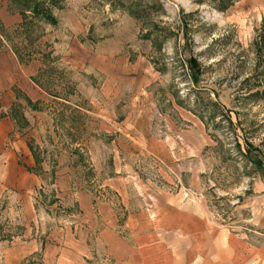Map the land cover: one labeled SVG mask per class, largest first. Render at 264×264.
I'll list each match as a JSON object with an SVG mask.
<instances>
[{
  "label": "rangeland",
  "instance_id": "obj_1",
  "mask_svg": "<svg viewBox=\"0 0 264 264\" xmlns=\"http://www.w3.org/2000/svg\"><path fill=\"white\" fill-rule=\"evenodd\" d=\"M26 5L0 0V56L20 84L8 114L31 158L17 151L29 189L0 187V264L28 245L18 264H115L99 231L124 236L156 192L264 243V0Z\"/></svg>",
  "mask_w": 264,
  "mask_h": 264
},
{
  "label": "crops",
  "instance_id": "obj_2",
  "mask_svg": "<svg viewBox=\"0 0 264 264\" xmlns=\"http://www.w3.org/2000/svg\"><path fill=\"white\" fill-rule=\"evenodd\" d=\"M9 62V57L0 56V187L29 189L23 182L27 174L18 164L17 151L20 150L27 157L26 164L30 163L31 158L28 148L17 139L20 135L18 128L8 114L15 100V81L9 72ZM17 86L20 88V84ZM10 135L13 137L9 142L11 148H7L6 140ZM144 139L152 140L160 148L159 139L151 134L147 133ZM148 147L156 154L161 152L150 145ZM13 171L17 172L16 176ZM105 184L120 195L125 205L129 203L122 177L115 175ZM82 197L85 204L90 203L89 196ZM145 204L144 208L128 214L123 228L124 236L110 223L99 231L101 246L115 258V264H264V243L249 240L245 234L213 221L187 202H180L177 196L156 192L152 203L145 200ZM76 242L73 241V245L66 250L70 256L72 252H82L79 243L83 241ZM29 247L13 248L7 262L18 264L26 253L34 250ZM77 259L66 264H84Z\"/></svg>",
  "mask_w": 264,
  "mask_h": 264
},
{
  "label": "trees",
  "instance_id": "obj_3",
  "mask_svg": "<svg viewBox=\"0 0 264 264\" xmlns=\"http://www.w3.org/2000/svg\"><path fill=\"white\" fill-rule=\"evenodd\" d=\"M25 1H26V4H27L26 6H28L29 4H31V2L33 0H25ZM234 1H236V0H219V6H218V8L224 9L227 6H229L230 4H232ZM33 11H35L36 13H38L39 9L37 8V4L34 5ZM131 13L135 14L134 11H131ZM21 14H25V10L24 11H21ZM43 16H47L48 18H51L52 19V16L49 13H45ZM187 67H188V70H189V76H190L191 80L193 82H197L198 81V74H197V71H196L197 70L196 69L197 68V63H196L195 59L190 58L188 60ZM16 90H17V88L15 87L14 88V91H16ZM13 110H14V108H12L11 111H13ZM11 118L14 120V117L13 116H11ZM256 163H257V161H255V164Z\"/></svg>",
  "mask_w": 264,
  "mask_h": 264
}]
</instances>
